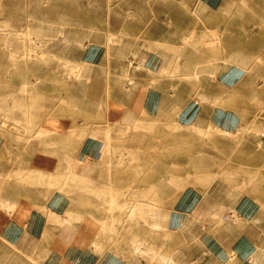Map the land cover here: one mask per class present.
Masks as SVG:
<instances>
[{
  "label": "rangeland",
  "instance_id": "1",
  "mask_svg": "<svg viewBox=\"0 0 264 264\" xmlns=\"http://www.w3.org/2000/svg\"><path fill=\"white\" fill-rule=\"evenodd\" d=\"M208 1L211 9L202 0H0V161L26 165L11 173L36 192L61 178L44 200L58 197L66 210L43 208L58 225L57 252L121 250L145 264H175L184 252L188 262L197 236L224 224V205L243 196L264 204V0ZM93 48L97 64L85 60ZM149 56L160 89L201 107L200 121L143 110ZM229 69L236 80L220 82ZM211 109L238 129L213 125ZM86 139L99 145L94 158L84 157ZM183 192L203 208L193 241L168 228L184 218L171 212Z\"/></svg>",
  "mask_w": 264,
  "mask_h": 264
},
{
  "label": "crops",
  "instance_id": "2",
  "mask_svg": "<svg viewBox=\"0 0 264 264\" xmlns=\"http://www.w3.org/2000/svg\"><path fill=\"white\" fill-rule=\"evenodd\" d=\"M202 2L211 9L212 5L209 3H213V1L202 0ZM101 57L102 53L98 49H86L85 51V60L88 63L97 64ZM155 61L156 59H153L150 62L149 56L144 66L149 71L148 80L152 86L140 97L141 107L150 117H157L164 121L171 118L174 121H181L183 126L184 121L187 125L192 123L198 116L201 107L199 109L185 107L184 95L172 97L165 90L163 92L160 89V78L157 75L160 64H158L159 61ZM236 78V71L231 69L219 76L220 82L222 80L223 83L224 81L232 83ZM212 110L208 111V120L211 116V121L218 123L213 125L232 132L238 129L236 123L232 124L228 120L219 124L224 120L223 116L227 114L218 111L211 114ZM93 142L96 140L86 139L82 145V148H88L85 158H94V154H97L96 149L99 145ZM38 157L45 158L40 155ZM53 160L55 161L52 170H55L60 166V156H53ZM25 166L22 164L6 170L7 166L0 161V264H145L122 257L121 254H124V251L121 250L118 251V254L103 253L101 255L90 251V249L76 246L68 247L60 253L54 250L50 244L55 241L53 233L58 225L56 222H46L43 210L57 215L60 211H65L66 208L64 209V205L58 197L52 196L45 203L44 196L46 192L49 195L54 192L50 189L52 186H59L61 178L58 176L60 175L58 172H53V175L58 177L57 182L50 181L46 185L48 188L41 187L40 192H36L38 189L33 185H25L26 183L24 186L18 185V175L11 173L14 169L19 170ZM50 173L48 171V174ZM51 182L52 185H50ZM195 196L193 193L184 196L183 192L178 203L171 209V212L184 213V218L176 217L169 222L168 228L173 231V237H176V233L180 232L183 235L181 237L193 241L196 238L194 233L197 232V229L200 234L199 231L202 228L196 223L193 215L196 211H203V208L200 198L198 200ZM223 207L220 220L224 224L220 226L217 233H204L203 236H197V243L200 244L201 250L189 254L188 262H184V252L178 253L175 264H264V204L260 203L259 205L252 198L243 196ZM27 211L30 213L24 217ZM66 231L69 233L66 237L69 240L76 236L72 235L70 227ZM119 241L121 239H117L116 242ZM108 242L110 241H97L98 244ZM162 261L164 264H172L166 257Z\"/></svg>",
  "mask_w": 264,
  "mask_h": 264
},
{
  "label": "bare ground",
  "instance_id": "3",
  "mask_svg": "<svg viewBox=\"0 0 264 264\" xmlns=\"http://www.w3.org/2000/svg\"><path fill=\"white\" fill-rule=\"evenodd\" d=\"M238 40H239V39H238ZM239 41L241 42V40H239ZM189 44H190V43H189ZM105 45H106V44H105ZM190 45H191V44H190ZM200 45H201V44H200ZM192 46H193V45H191V47H192ZM205 46H206V45H205ZM199 47H200V46L195 47V48L198 49ZM195 48H194V49H195ZM236 54H239L240 57H241L243 60H245V56H246L245 54H243V53H236ZM131 62H132V61H131ZM83 64H84V63H83ZM79 70H80V69H79ZM77 74H78V73H77ZM215 83H216V81H215ZM214 87H215V86H214ZM214 87H213V89L215 90ZM194 103H195V104H200L201 102H200L199 100H195ZM186 104H187V103H186ZM191 104H192V103H191ZM191 104H190V106H191ZM192 105H193V104H192ZM190 106H189V107H190ZM189 109H190V108H189ZM104 110H105V109H104ZM188 112H189V111H188ZM197 114H198V113H197ZM197 117H199V115H198ZM199 121H200V117H199ZM38 128H39V127H38ZM39 142H40V141H39ZM39 142H38V143H39ZM101 154H102V153H101ZM100 158H101V157H100ZM92 165H93V164H92ZM75 166H76V165H75ZM11 167H12V166H11ZM17 168H18V167H17ZM29 169H30V168H29ZM72 169H73V168H72ZM74 169H75V168H74ZM24 171H25V170H24ZM29 171H30V170H29ZM65 175H66V174H65ZM66 176H67V175H66ZM66 176H65V177H66ZM66 178H67V177H66ZM64 180H65V179H64ZM64 182H65V181H64ZM64 182H63V183H64ZM30 185H31V184H30ZM57 189H58V188H57ZM190 201H191V200H190ZM188 204H189V203H188ZM134 209H135V208H134ZM130 211H131V210H130ZM154 213H155V212H154ZM46 216H47V214H46ZM153 216H154V215H153ZM234 218H235V217H234ZM235 219H236V218H235ZM152 220H153V219H152ZM148 225H149V223H148ZM148 225H147V226H148ZM138 249H139V248H138ZM139 252H142V250H141V251L139 250Z\"/></svg>",
  "mask_w": 264,
  "mask_h": 264
}]
</instances>
